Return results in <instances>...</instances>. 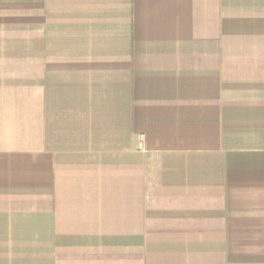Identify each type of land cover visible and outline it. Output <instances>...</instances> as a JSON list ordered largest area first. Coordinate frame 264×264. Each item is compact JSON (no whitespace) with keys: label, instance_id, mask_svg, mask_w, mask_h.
<instances>
[{"label":"crops","instance_id":"0c3cea01","mask_svg":"<svg viewBox=\"0 0 264 264\" xmlns=\"http://www.w3.org/2000/svg\"><path fill=\"white\" fill-rule=\"evenodd\" d=\"M0 264H264V0H0Z\"/></svg>","mask_w":264,"mask_h":264}]
</instances>
